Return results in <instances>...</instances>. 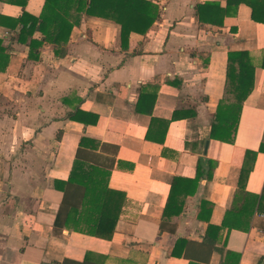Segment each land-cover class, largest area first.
I'll list each match as a JSON object with an SVG mask.
<instances>
[{
    "label": "crops",
    "instance_id": "0c3cea01",
    "mask_svg": "<svg viewBox=\"0 0 264 264\" xmlns=\"http://www.w3.org/2000/svg\"><path fill=\"white\" fill-rule=\"evenodd\" d=\"M152 1L158 19L124 46L117 23L85 14L61 55L37 30L22 43L19 25H0L9 54L0 72V264H235L227 251L237 264H264V213L245 194L264 183V23L244 3L217 27L194 15L206 0ZM42 6L0 0V14L38 16ZM235 50H248L255 68L229 143L210 129ZM77 150L126 197L109 240L54 225L63 197L55 182L68 178ZM246 150L257 152L243 189ZM196 175L179 213L163 214L173 178ZM234 196L246 208L232 217L248 219L247 230L222 225ZM208 226L219 227L210 238Z\"/></svg>",
    "mask_w": 264,
    "mask_h": 264
},
{
    "label": "trees",
    "instance_id": "16d2710c",
    "mask_svg": "<svg viewBox=\"0 0 264 264\" xmlns=\"http://www.w3.org/2000/svg\"><path fill=\"white\" fill-rule=\"evenodd\" d=\"M1 1L21 6L26 3V0ZM240 3L250 8L253 21L264 23V0H225L223 5L216 0H206L194 5V15L200 24L220 27L226 16L235 15ZM82 14L117 23L120 26L121 45L124 46L131 32L144 34L151 27L159 17V10L152 0H43L38 16L30 15L25 11L18 18H9L0 14V25L10 30H15L19 25L16 39L22 43L37 30L42 34L41 41L52 44L55 54L61 55L72 27L79 23ZM41 41L30 39V45L38 46ZM261 58L260 66L264 68V48ZM8 61L7 47L2 44L0 38V72L4 71ZM254 68L248 50L227 52L224 89L213 116L210 137L229 143L234 141L242 102L253 87ZM164 123L166 126L167 121ZM262 149L260 145L258 151ZM256 152L245 151L238 176L240 188L244 189ZM208 163L207 178H211V170L215 163L213 161ZM101 171L93 164H86L84 157L80 155V150H77L68 178L65 181L55 182L56 188L63 192L54 219L55 227L64 226L107 240L111 238L126 197L120 191L107 186V173ZM199 179L198 175L194 178H173L163 214H178L180 210L178 197L194 193ZM237 194L238 192H235V196ZM245 194L249 199L256 200L253 207L258 212L264 213V183L259 195ZM244 208L246 203L238 206L235 197L225 213L222 225L227 224L229 227L247 230L250 225L248 219L247 223L242 225L241 220L232 217L238 215ZM231 217L234 218L233 222ZM218 229L219 227L208 226L207 236L210 238L211 233ZM232 256L235 257L237 264L238 255L233 251H227L226 258Z\"/></svg>",
    "mask_w": 264,
    "mask_h": 264
}]
</instances>
